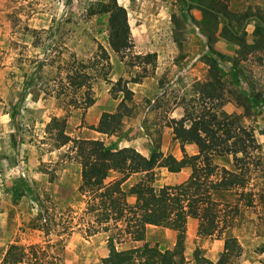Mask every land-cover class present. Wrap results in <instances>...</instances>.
<instances>
[{"label":"rangeland","instance_id":"374dc122","mask_svg":"<svg viewBox=\"0 0 264 264\" xmlns=\"http://www.w3.org/2000/svg\"><path fill=\"white\" fill-rule=\"evenodd\" d=\"M112 1L0 0V264L13 243L50 245L62 264H99L109 253L108 236L121 239L114 222L108 232L87 236L94 215L85 204L66 203L80 184L81 165L73 144L61 146L59 131L47 128L52 118L66 119L72 138L122 140L146 156L159 145L168 164L189 165L198 148L176 140L173 125L202 113L233 115L258 141L253 160L241 164L252 196L230 192L216 199L234 216L229 234L243 247L237 264H264V0H116L128 12L134 42L124 56L113 49L109 14L102 11ZM104 50L110 65L101 59ZM74 58L95 62L88 71L100 107L84 109L83 91L65 86ZM119 79L134 92L129 115L117 132L100 135L91 127L104 112H116L123 97L114 89ZM219 163L235 169L231 156ZM190 172L189 166L177 173L158 167L154 184L176 185ZM127 200L135 206V195ZM198 224L187 222L186 264H194L198 248L213 261L224 249L226 233L203 238ZM176 239V231L151 226L144 241L125 237L116 247L165 251ZM39 251V260L30 253L18 264H45Z\"/></svg>","mask_w":264,"mask_h":264},{"label":"trees","instance_id":"16d2710c","mask_svg":"<svg viewBox=\"0 0 264 264\" xmlns=\"http://www.w3.org/2000/svg\"><path fill=\"white\" fill-rule=\"evenodd\" d=\"M102 11L109 14L114 51L123 56L131 52L134 42L126 8L113 0L104 5ZM220 13L229 18L228 11L220 10ZM223 30L236 36L228 25ZM149 57H156V54H149ZM101 59L110 65V56L105 50ZM93 67L95 62L85 64L74 58L63 78L65 86L83 91L84 109L96 102L92 95L93 74L88 71ZM114 86L116 93H123L116 112H104L99 124L91 127L103 135H112L120 129L124 118L129 115L127 102L132 101L134 95L122 79ZM66 127L67 120L60 121L57 117L47 124L48 129L59 131L61 146L73 144L70 150L75 152V158L81 165L80 184L66 203L85 204L86 213L94 215L87 236L108 232L112 222L119 224L116 235L121 239L116 240L115 234L108 236L109 253L99 259V264H186L183 238L189 218L199 221L198 235L203 238L226 233L224 249L216 261L207 258L198 248L194 252V264H237L243 247L235 235L229 234L234 216L226 213L229 204L217 200L216 196L230 192L251 195L245 192L248 179L242 176L241 164H250L253 151L260 149L255 136L239 123L237 117L226 115L221 118L217 114L202 113L195 118L188 115L175 121L174 138L182 144L192 143L198 148V154L191 156L189 165L184 160L168 164L159 145L146 156L134 147L120 148L118 144L107 143L100 138H72L66 134ZM230 156L236 163L235 169L219 163L220 159ZM186 166L191 172L182 183L159 187L154 184L156 168L167 167L170 172L177 173ZM248 171L249 168H246V174ZM113 172L117 173L115 178L107 182ZM140 175L127 191L125 183ZM128 193L136 196L135 206L129 205ZM253 203L250 199L247 205L252 206ZM151 226L176 231L174 247L165 251H150L142 247L117 249L116 241L121 243L125 237L130 241H144ZM46 233L49 235L50 230ZM50 248V245L44 249L36 244L25 246L13 243L5 252L3 264L21 263L30 253L37 261L39 250L44 254L45 264H62L57 262V256L50 254Z\"/></svg>","mask_w":264,"mask_h":264},{"label":"crops","instance_id":"0c3cea01","mask_svg":"<svg viewBox=\"0 0 264 264\" xmlns=\"http://www.w3.org/2000/svg\"><path fill=\"white\" fill-rule=\"evenodd\" d=\"M94 107H100L99 106V102H96L95 104H94ZM103 111H106V110H103ZM103 115V114H102ZM102 115H100V118H98L97 120H96V122L94 123V125H97L99 122H100V119H101V117H102ZM96 132V131H95ZM98 133V132H97ZM98 134H100V133H98ZM100 135H103V134H100ZM103 139V138H102ZM117 142H121V143H119V145H120V148H122V147H128L129 146V144L127 143V142H124V141H122V140H118ZM118 145V146H119ZM196 146V145H195ZM197 147V146H196ZM135 148V147H134ZM136 149H138L137 147H136ZM188 220H192V221H198L197 219H194V218H189Z\"/></svg>","mask_w":264,"mask_h":264}]
</instances>
